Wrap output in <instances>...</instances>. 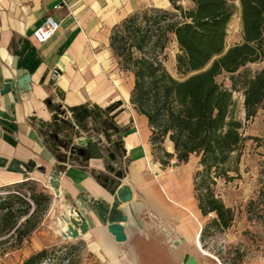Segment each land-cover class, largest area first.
<instances>
[{
    "label": "crops",
    "instance_id": "1",
    "mask_svg": "<svg viewBox=\"0 0 264 264\" xmlns=\"http://www.w3.org/2000/svg\"><path fill=\"white\" fill-rule=\"evenodd\" d=\"M134 1L65 0L54 8L60 0H0V90L6 82L11 85L9 92L0 94V110L13 118L0 117V186L33 179L53 202L63 201V196L76 200L80 195L111 201L104 184L106 178L112 179L107 165L114 162L101 135L105 139L118 135L121 147L115 166L124 171L120 181L131 187L133 195L119 206L127 215L126 239L115 241L97 220L95 228L80 237L111 264H142L154 255L163 256L169 264H183L185 253L193 254L197 264H222L201 245L192 165L197 156L178 162L166 138L163 146L173 156L161 168L153 155L146 116L133 107L131 89L123 87L119 74L110 68L111 28L137 10ZM47 16L59 27L47 41L37 43L32 30ZM25 71L31 88L19 91L15 80ZM117 100L122 101L120 106ZM110 105L116 129L99 130L97 135L89 134L90 128L82 129L91 118L78 122L71 112L76 106L104 109ZM55 114L72 123L63 124ZM71 146L87 148L89 157L70 155ZM12 160L33 162V170H10ZM51 173L59 178V195L47 183ZM162 227L183 240L170 247ZM150 245L155 252L149 251ZM241 264H264V260Z\"/></svg>",
    "mask_w": 264,
    "mask_h": 264
},
{
    "label": "trees",
    "instance_id": "2",
    "mask_svg": "<svg viewBox=\"0 0 264 264\" xmlns=\"http://www.w3.org/2000/svg\"><path fill=\"white\" fill-rule=\"evenodd\" d=\"M180 1L169 0L170 9L151 6L127 15L111 28L109 47L119 68L133 76L129 100L148 120L152 150L163 153L160 163L167 165L173 156L163 146L166 138L172 142L178 162L197 155L202 166L193 177L197 206L204 216L215 212L214 226L227 228L232 210L214 195L207 178L214 182L211 169L216 175H226L224 166L244 139L241 122L233 116V92L242 90L246 118L255 116L264 102V67L252 75L239 71L264 56V0H238L242 39L228 47L230 4L193 0L194 5L185 8ZM170 35L179 48L176 69L181 78L173 77L164 65ZM222 72L231 74L230 88L217 82L216 76ZM112 109L113 105L104 109L76 106L71 112L78 122L91 118L105 126L107 119L113 125V117L107 116ZM27 181L14 183L15 192L0 197V246L8 237L19 245L50 205L48 193L25 190ZM204 231L202 228L201 241ZM77 248H42L22 264H77L73 257Z\"/></svg>",
    "mask_w": 264,
    "mask_h": 264
},
{
    "label": "rangeland",
    "instance_id": "3",
    "mask_svg": "<svg viewBox=\"0 0 264 264\" xmlns=\"http://www.w3.org/2000/svg\"><path fill=\"white\" fill-rule=\"evenodd\" d=\"M225 1L233 7V14L227 29L226 46L228 47L241 41L242 31L238 0ZM180 3L185 8L194 5L193 0H181ZM134 5L137 7L136 11L151 6L171 8L169 0H135ZM178 53V45L174 37L170 35L164 49V65L175 78L182 77L176 69V55ZM110 61V68L119 74L123 87L131 89L132 74L120 70L114 56H110ZM263 67L264 56L259 61L247 63L239 71L252 75ZM230 76V73L222 72L216 76V80L223 86L230 88ZM233 99L235 101L233 116L241 122L240 131L244 139L239 147L232 152L230 160L225 164L226 175L222 173L216 175L215 169H211L210 176L214 178V182L207 178L214 195L232 210L233 216L230 225L227 228L214 226L211 221L216 216L215 212H210L204 216L197 206L200 213L201 228H205L201 241L202 249L216 256L222 264H241L243 261L255 259L264 260V102L255 116L246 118L243 107L244 96L241 89L238 88L233 92ZM99 113L100 111L97 110L94 115L97 117ZM108 122L109 119H107L105 126L112 128L113 125L108 124ZM105 126L101 125L99 121H89L82 125V129L90 128L89 134L95 132L97 135L99 130L104 133L102 127ZM101 137L109 143V152L112 151L117 155L120 153L119 149H112V146L117 142L120 144V136L113 135L109 139L108 137L105 139L103 135ZM62 150L67 151V148L59 149L58 153L63 154ZM153 155L158 161L163 158V153L160 150L153 152ZM195 156L197 155L191 156L192 161ZM198 160L199 157L197 156V161L192 162L193 172L202 169ZM164 167L165 165L161 166V168ZM27 182L25 190L32 188L36 191L42 190L41 185L36 180L29 179ZM15 189V184L0 186V197L6 196L8 192H15ZM65 213L64 202L61 200L53 202L51 198L50 205L44 212L38 226L19 245L12 237L5 239L0 246V264H22L29 255L42 248H65L66 246L78 247L73 256L77 264H111L110 261H102L96 251H93L95 249L89 244L87 245V241L83 237H64L59 220L62 221L61 216ZM149 251L155 252V248L150 245ZM64 262L66 261L64 260ZM142 264L169 263L163 256L154 255V257L145 258Z\"/></svg>",
    "mask_w": 264,
    "mask_h": 264
},
{
    "label": "water",
    "instance_id": "4",
    "mask_svg": "<svg viewBox=\"0 0 264 264\" xmlns=\"http://www.w3.org/2000/svg\"><path fill=\"white\" fill-rule=\"evenodd\" d=\"M57 72L54 71V74ZM54 80V78L52 79ZM16 84L19 91H25L31 88V77L26 71L16 78ZM11 90L9 82L3 84V88L0 90V94H5ZM121 100H117L116 105L120 106ZM55 114L54 118H58L63 124L72 123L69 119L59 118ZM0 117L6 119H13L11 114H8L0 110ZM74 117V116H73ZM113 145L112 149H119L121 147V141ZM62 146V145H60ZM69 154H78L85 159L89 157V150L85 147L71 146L69 148ZM109 159L114 164H108L107 168L113 174L112 179L106 178L104 186L107 188V192L111 195V201H105L101 198L87 199L80 195L78 199H71L69 196H63V201L66 206V213L62 214V221L59 220L60 229L64 237L77 238L90 229L95 228L96 220L106 227L108 233L114 236V240L117 242L124 241L126 234L123 229V223L127 220V215L124 214L119 206L122 203L129 202L132 199V190L128 184L121 183L120 179L124 176V171L121 168H116L117 154L110 151L108 153ZM62 160L63 158H59ZM33 162H20L18 160H12L9 166L10 170L18 169L21 172H31L33 170ZM54 173V172H53ZM47 183L52 187L55 195L60 194L59 178L54 174H50ZM163 232L167 236V241L170 247H175L183 237L173 238L171 231L165 227H162ZM183 264H197V259L193 254L185 253L182 258Z\"/></svg>",
    "mask_w": 264,
    "mask_h": 264
},
{
    "label": "built area",
    "instance_id": "5",
    "mask_svg": "<svg viewBox=\"0 0 264 264\" xmlns=\"http://www.w3.org/2000/svg\"><path fill=\"white\" fill-rule=\"evenodd\" d=\"M61 3L57 2L54 8H60L65 0H60ZM59 27V23L51 16H47L44 20L32 30V37L37 43H44L47 41Z\"/></svg>",
    "mask_w": 264,
    "mask_h": 264
}]
</instances>
